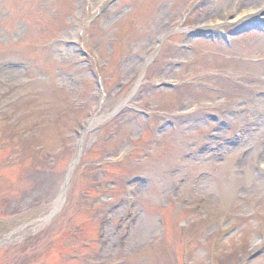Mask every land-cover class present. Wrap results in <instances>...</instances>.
<instances>
[{"label":"rangeland","instance_id":"obj_1","mask_svg":"<svg viewBox=\"0 0 264 264\" xmlns=\"http://www.w3.org/2000/svg\"><path fill=\"white\" fill-rule=\"evenodd\" d=\"M110 1L0 0V264H264V0Z\"/></svg>","mask_w":264,"mask_h":264},{"label":"bare ground","instance_id":"obj_2","mask_svg":"<svg viewBox=\"0 0 264 264\" xmlns=\"http://www.w3.org/2000/svg\"><path fill=\"white\" fill-rule=\"evenodd\" d=\"M255 11V12H254ZM259 13H260V11H256V10H251V11H247V12H242L240 15H238L237 17H236V19L234 20V19H232V20H234V21H236V20H238L239 18H241L242 16H246L247 18H253V14H255L256 16H258L259 15ZM233 21V22H234ZM216 26H218V24L216 23L215 24ZM59 205V204H58ZM58 205H57V207H58Z\"/></svg>","mask_w":264,"mask_h":264}]
</instances>
